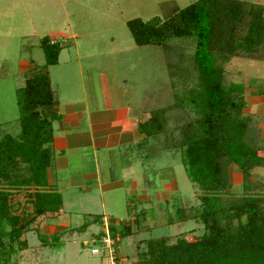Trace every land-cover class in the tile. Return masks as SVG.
Listing matches in <instances>:
<instances>
[{
    "label": "rangeland",
    "instance_id": "1",
    "mask_svg": "<svg viewBox=\"0 0 264 264\" xmlns=\"http://www.w3.org/2000/svg\"><path fill=\"white\" fill-rule=\"evenodd\" d=\"M193 1L0 0V134L15 135L19 131L17 89L34 65L44 63L39 45L43 36L62 45L57 62L47 66L50 87L61 112L83 105L89 109L103 108L106 93L112 108L116 103L127 108L131 116L141 119L148 117L151 110L180 102L177 107L163 112L166 120L163 131L148 137L138 147L127 148L128 163L134 170L126 171L127 176L116 188L97 191L94 178H82L86 170V175L93 172L91 162L79 166L85 152L91 160L89 147L65 148L63 156L67 168L51 169L55 179L61 177L57 188L61 193V211L57 215L42 214L28 222L19 236L26 248L16 249L13 244L15 250L7 264H145V240L164 237L172 243L176 238L193 240L201 234V223L189 219L175 221L195 214L198 204V187L187 177L181 152L173 147L181 140L186 124L192 123L198 115V109L189 102L196 82L192 61L194 41L168 37L162 45H137L125 25L127 20L135 18L146 21L158 16L162 20L172 14L173 7H184ZM250 2L264 5V0ZM262 16L264 18V13ZM240 27L243 32L244 25ZM215 53L216 61L223 66V57ZM256 55V52L239 54L224 63L221 83L226 92H232L233 84H239L242 92L247 83L253 87L261 83L264 59L254 60ZM81 113L82 117L87 114L86 110ZM87 129L80 120L65 132ZM249 135L252 142L261 144L255 118L251 119ZM161 142L163 147L175 151L160 150ZM98 152L107 163L108 152L105 149ZM228 171L231 190L239 192L240 179L232 177L234 168ZM69 172L72 181L78 183L82 179L81 183L88 187L80 190L78 186H67ZM104 173V170L98 172L103 183L107 180ZM244 186L245 193L264 197V179L251 177ZM32 190V187L9 189L10 202L15 208L13 213L22 217L21 224L32 216L27 201ZM143 196H150L151 200L142 202ZM100 214L106 219H101ZM132 217H136L132 229L136 227L138 233L121 240L114 233L117 244H111V251L104 248L98 235L99 231L103 232V222L118 230L121 225H115L116 222L121 220L122 224L124 220L125 225ZM81 224L87 226L79 227ZM3 243L7 248L6 237ZM93 247L98 249L94 254L90 252Z\"/></svg>",
    "mask_w": 264,
    "mask_h": 264
},
{
    "label": "trees",
    "instance_id": "2",
    "mask_svg": "<svg viewBox=\"0 0 264 264\" xmlns=\"http://www.w3.org/2000/svg\"><path fill=\"white\" fill-rule=\"evenodd\" d=\"M250 1L195 0L184 7H173L172 14L162 20L152 16L146 21L135 18L125 23L137 45H162L168 37L194 41L196 82L189 102L198 109V115L186 124L181 140L173 147L181 152L187 177L200 191L199 208L191 216L202 224V232L193 240L176 238L172 243L164 238L145 240V264H264V197L244 192L251 168L264 165V155L256 154L248 136L250 120L243 113L241 87L233 84L232 92H226L221 83L228 59L253 52L258 58L264 49V5ZM39 45L44 63L34 65L17 89L19 131L15 135L0 134V264H7L15 248H26L19 236L29 223L39 215L58 211L61 203L59 193L46 190V186L52 159L51 125L60 118L47 66L57 62L62 45L45 36ZM215 52L223 57V66L216 61ZM178 103L151 110L148 117L137 122L136 130L144 135V142L163 131V112ZM159 149L175 151L163 147V142ZM230 165L241 174L239 192L231 190L227 176ZM29 187L33 188L27 200L32 216L21 224L22 217L13 213L9 189ZM107 230L114 246V233L121 238L130 232V226L121 225L117 230L111 224ZM4 237L8 239L7 248Z\"/></svg>",
    "mask_w": 264,
    "mask_h": 264
},
{
    "label": "crops",
    "instance_id": "3",
    "mask_svg": "<svg viewBox=\"0 0 264 264\" xmlns=\"http://www.w3.org/2000/svg\"><path fill=\"white\" fill-rule=\"evenodd\" d=\"M262 53L261 56H259L258 58H254V60L264 59V52ZM245 83H247V81ZM244 86L242 87L241 93L245 100V107L243 109V112L245 115L249 117L250 120L248 126V136L251 141V137L249 135V127H250L251 119L255 118L256 120H258V124H259V131L261 134L260 135L261 144L257 145V143L252 141L251 144L256 148V154L258 156H263L264 155V78L262 79L261 83H259V85H257L256 87L249 86L248 83L245 84ZM104 99L106 100H104L105 105L103 108L89 109V107L83 105L82 107L80 108L77 107L75 109L68 107L66 111L61 112L58 110V105H57L56 111L58 114H60V118L58 120L53 121L51 125L52 126L51 149H52L53 157L51 164L47 169L46 190H52L58 192L57 188L58 186H60V184L58 183L61 177L57 176L55 179L54 178L55 175H53L51 169L58 168L64 170L67 168V164H66L67 160L63 156V150L67 147H71V149L72 148L75 149L76 147L77 148L89 147V149L91 150V155H90L91 160L87 159L89 153L87 154L85 152L86 156L83 157V159L80 161L79 166H81V164L84 165V164H89V162H91V165L93 166V172L91 174L86 175V171H87L86 170L83 173L82 178H86L88 176L94 178L97 181V185H96L97 191H102L103 189H106V187L116 188L120 186L122 184V178L127 176V172L132 173V171L134 170L133 168L134 166L132 165L130 166L128 163V159L130 156L129 157L128 155L126 156V150L131 145L132 146L134 145V147H138L139 143L144 142L145 140L144 135L140 134L136 130L137 122L141 118L140 117L138 118L136 116H131L127 108L118 106L116 103H115V107L112 108L110 106V101L107 93L104 95ZM85 110L87 114H85V117H82L81 111H85ZM80 120H82L84 126L88 128L87 131L65 132L67 129L70 130L71 128H74V126H76L78 122H80ZM99 149H105L108 152L107 163H105L104 159L102 158V155L101 156L99 155L98 152ZM168 152L171 153L170 151ZM140 158H142V156ZM101 162L103 163V165L101 164ZM228 168L230 170V168L233 169L234 167L232 168V166L230 165ZM228 168H227V176L229 182L231 183V178ZM100 170H104L105 172L104 174L107 180L104 183L103 181L100 180L101 176L98 175V172ZM250 173H251V177L253 178L255 177V179L257 178L264 179V165L254 166L253 168H251ZM231 175L232 177L233 175L235 177H238V179H240L241 181V174L236 170V168H234V173H232ZM81 180L82 179H80L78 183L72 181V176L69 172L68 180H66L67 186H78L80 190H85L88 186L82 184ZM196 189L199 191L198 188ZM164 199H166V197H164ZM141 200L142 202H146L151 199L150 196L148 198L143 196L141 197ZM61 205H62V199H61L60 207ZM60 207L58 211L54 213L47 212L43 215L45 216H48V214L57 215V213L61 211ZM195 207L196 209L199 208V200H198V204ZM100 216L101 219H106L102 214H100ZM134 218L136 217H132L128 223H125V225L128 224L130 226V232L123 237L138 233L136 227L132 229L135 224V221H133ZM184 219H189L191 221L199 223L191 215H188L185 218L181 217L175 221L182 222ZM120 221L116 222L115 225H119V224L123 225L124 220L122 221V224L120 223ZM81 226L82 224L79 225V227ZM85 226H87V224ZM53 233H55V230L51 234ZM123 237H121L120 240ZM159 238H164V237H159Z\"/></svg>",
    "mask_w": 264,
    "mask_h": 264
},
{
    "label": "built area",
    "instance_id": "4",
    "mask_svg": "<svg viewBox=\"0 0 264 264\" xmlns=\"http://www.w3.org/2000/svg\"><path fill=\"white\" fill-rule=\"evenodd\" d=\"M101 240L103 243V247L106 248L107 250H110L111 244H112V240L108 235V230H107V225L105 222H103V235L101 236ZM98 251V249L96 247L90 248V252L91 253H96Z\"/></svg>",
    "mask_w": 264,
    "mask_h": 264
}]
</instances>
